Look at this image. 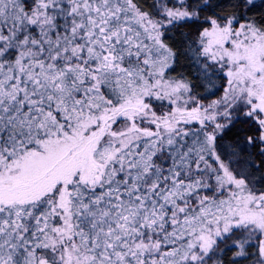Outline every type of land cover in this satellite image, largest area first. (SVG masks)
<instances>
[{"label":"snow or ice","instance_id":"obj_1","mask_svg":"<svg viewBox=\"0 0 264 264\" xmlns=\"http://www.w3.org/2000/svg\"><path fill=\"white\" fill-rule=\"evenodd\" d=\"M0 264H264V0H0Z\"/></svg>","mask_w":264,"mask_h":264}]
</instances>
